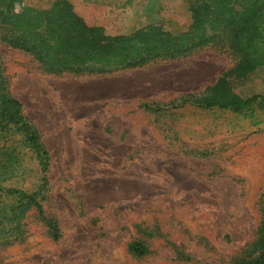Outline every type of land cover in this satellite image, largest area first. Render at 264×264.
I'll list each match as a JSON object with an SVG mask.
<instances>
[{"label":"rangeland","instance_id":"374dc122","mask_svg":"<svg viewBox=\"0 0 264 264\" xmlns=\"http://www.w3.org/2000/svg\"><path fill=\"white\" fill-rule=\"evenodd\" d=\"M53 1L18 0L8 14L45 10ZM67 1L87 27L106 36L156 27L171 37L188 34L183 44L196 47L137 68L57 76L0 46L9 93L49 153L41 205L43 218L59 230L52 240L43 219L27 212L23 238L0 247V264H234L245 258L264 198V103L240 111L181 104L203 97L234 67L227 33L216 29L223 23L194 28L190 2L196 0ZM235 9L228 7L223 18L240 21ZM238 25L239 41H264V10ZM232 91L242 99L264 96V64ZM22 151L24 167L0 169V186L43 189L38 160ZM135 241L145 245V256L129 253Z\"/></svg>","mask_w":264,"mask_h":264},{"label":"trees","instance_id":"16d2710c","mask_svg":"<svg viewBox=\"0 0 264 264\" xmlns=\"http://www.w3.org/2000/svg\"><path fill=\"white\" fill-rule=\"evenodd\" d=\"M16 1L18 0H0V46L30 56L39 69L48 74L61 76L111 73L141 67L160 59L182 56L196 47L183 44L188 34L171 37L156 27L143 28L128 36H106L101 29L87 27L74 14L67 0H54L45 10L27 8L18 16L8 14ZM228 7H236L237 14L241 13L240 21L237 22L234 17L223 18ZM202 9L205 11L202 12ZM257 9L260 12L264 10V0L190 2L194 28L202 23L210 26L223 23V27L216 29L227 33V48L235 56L236 63L203 97L183 98L182 105L240 111L254 103H264V96L255 95L242 99L232 91L264 64V41L253 40L252 36L251 40L239 41L244 34L241 33L242 29H238V23L243 24L244 19H250ZM256 18L257 25L261 26V19ZM260 34L261 32L258 33L259 36ZM23 149L38 160L39 172L44 175L41 178L43 189L28 192L0 186V247L9 246L23 238L25 229L22 220L31 211L43 219L47 234L52 240L59 236L56 222L43 218L41 205L49 153L40 142L36 129L23 114L22 105L9 93L0 61V169H22L26 155ZM260 216L253 245L245 258L234 264H264V198L260 202ZM128 251L137 258L147 254L145 245L137 241L129 244Z\"/></svg>","mask_w":264,"mask_h":264}]
</instances>
